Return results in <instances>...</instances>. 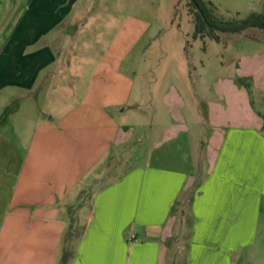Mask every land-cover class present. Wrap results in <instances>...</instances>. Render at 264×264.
Masks as SVG:
<instances>
[{"label": "crops", "instance_id": "obj_1", "mask_svg": "<svg viewBox=\"0 0 264 264\" xmlns=\"http://www.w3.org/2000/svg\"><path fill=\"white\" fill-rule=\"evenodd\" d=\"M28 3L0 15V126L17 103L0 130V264L243 262L264 204L253 110L244 124L219 106L207 144L182 157L171 130L156 161L138 163L131 138L144 126L127 120L139 121L144 97L111 47L83 57L71 45L80 0ZM25 102L39 111L22 112Z\"/></svg>", "mask_w": 264, "mask_h": 264}, {"label": "rangeland", "instance_id": "obj_2", "mask_svg": "<svg viewBox=\"0 0 264 264\" xmlns=\"http://www.w3.org/2000/svg\"><path fill=\"white\" fill-rule=\"evenodd\" d=\"M207 1L227 17L264 13V0ZM28 2L0 0V15L8 20L20 7L27 10ZM187 3L188 0H80L83 26L78 31L77 24L71 26V32H76L69 38L79 56L84 57L89 47L98 51L111 47L109 53L118 72L134 81V94L144 97L143 105H137L139 121L133 116L127 120L133 126H144L131 138L134 154L144 150L138 163L156 161L159 143L164 142V135L168 138L171 130L182 135L172 149L182 157L207 144L215 127L211 110L218 111L219 106L237 111L238 121L244 124H249L251 108L262 124H256V128L264 135V31L250 28L242 33H224L221 42L209 37L195 39ZM234 82L245 92H238ZM143 87L145 91L141 93ZM16 104L4 106L6 110L1 112L6 122L0 130L15 121L17 114L12 107ZM31 108L39 111L36 104L33 108L29 102L23 103L21 111ZM169 143L163 148L169 150ZM256 242L245 250L240 264H264V204Z\"/></svg>", "mask_w": 264, "mask_h": 264}, {"label": "trees", "instance_id": "obj_3", "mask_svg": "<svg viewBox=\"0 0 264 264\" xmlns=\"http://www.w3.org/2000/svg\"><path fill=\"white\" fill-rule=\"evenodd\" d=\"M187 6L193 16L195 39L209 37L221 42L224 33H242L250 28L264 31L262 12L254 11L244 18H241L239 13L227 17L217 13L216 8L207 0H188Z\"/></svg>", "mask_w": 264, "mask_h": 264}]
</instances>
